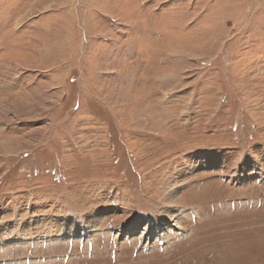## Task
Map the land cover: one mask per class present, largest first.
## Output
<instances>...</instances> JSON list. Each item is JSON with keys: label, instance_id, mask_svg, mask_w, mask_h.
<instances>
[{"label": "rangeland", "instance_id": "obj_1", "mask_svg": "<svg viewBox=\"0 0 264 264\" xmlns=\"http://www.w3.org/2000/svg\"><path fill=\"white\" fill-rule=\"evenodd\" d=\"M0 264H264V0H0Z\"/></svg>", "mask_w": 264, "mask_h": 264}]
</instances>
